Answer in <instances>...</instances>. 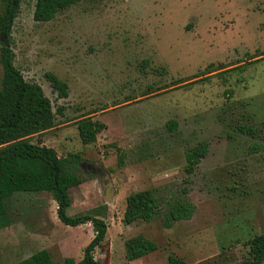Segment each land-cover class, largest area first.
Masks as SVG:
<instances>
[{
  "label": "rangeland",
  "instance_id": "374dc122",
  "mask_svg": "<svg viewBox=\"0 0 264 264\" xmlns=\"http://www.w3.org/2000/svg\"><path fill=\"white\" fill-rule=\"evenodd\" d=\"M35 1H20L0 43L51 101L53 126L30 141L82 156L67 213L105 220L94 257L104 264L247 257L248 239L264 232V150H248L252 142L264 146V0H81L48 21L34 20ZM47 73L66 83L65 97ZM85 116L105 124L90 144L78 136ZM169 121L176 127L168 129ZM202 142L207 152L189 173L185 154ZM146 188L156 189L161 209L168 199H188L192 216L169 227L161 213L124 224L127 195ZM6 205L2 264L41 248L53 264L77 261L93 237L89 222L63 224L48 192H15ZM136 234L157 249L127 260L124 241Z\"/></svg>",
  "mask_w": 264,
  "mask_h": 264
},
{
  "label": "trees",
  "instance_id": "16d2710c",
  "mask_svg": "<svg viewBox=\"0 0 264 264\" xmlns=\"http://www.w3.org/2000/svg\"><path fill=\"white\" fill-rule=\"evenodd\" d=\"M21 0H0V32L9 35L13 19L17 15ZM81 0H36L33 18L48 21L54 15ZM0 229L10 224L7 199L15 192H48L56 202L57 218L65 225L79 226L91 223L93 237L83 248L82 257L75 261L65 257V264H104L94 257V250L104 240L107 224L104 219L90 213L70 215L69 189L81 182L78 171L82 156L67 153L58 156L54 148L31 142L30 137L50 129L54 124V112L50 99L39 84L27 81L13 62V52L6 43H0ZM53 90L59 97L67 95V85L52 73H47ZM78 136L82 144L96 141L97 134L105 127L99 120L85 116L77 120ZM168 129L176 127L169 121ZM240 131L254 136V127L241 126ZM251 153L264 150V146L252 142L248 146ZM207 152V143L202 142L186 152V171L192 172ZM164 203V202H163ZM155 188H146L126 197L122 216L124 224L135 221H151L161 213L162 224L169 227L174 221L189 219L195 209L194 204L184 197L165 201L164 209ZM94 211V210H93ZM248 256L237 264H263L264 232L248 239ZM157 249L156 243L143 234H136L124 241L127 260H135ZM1 264V261H0ZM13 264H53L47 249L42 248ZM167 264H187L182 258L169 255Z\"/></svg>",
  "mask_w": 264,
  "mask_h": 264
},
{
  "label": "water",
  "instance_id": "95a60500",
  "mask_svg": "<svg viewBox=\"0 0 264 264\" xmlns=\"http://www.w3.org/2000/svg\"><path fill=\"white\" fill-rule=\"evenodd\" d=\"M4 40V34H0V42Z\"/></svg>",
  "mask_w": 264,
  "mask_h": 264
},
{
  "label": "crops",
  "instance_id": "0c3cea01",
  "mask_svg": "<svg viewBox=\"0 0 264 264\" xmlns=\"http://www.w3.org/2000/svg\"><path fill=\"white\" fill-rule=\"evenodd\" d=\"M54 201V203L56 204V202H55V200H53ZM42 249V248H41ZM46 249V248H45ZM48 250V249H47ZM48 252L50 253V255L52 256V254H51V252L48 250ZM30 256V255H29ZM28 257V256H27ZM65 258V257H64ZM1 261V260H0ZM17 262V261H16ZM15 263V262H14ZM2 264V263H1ZM11 264H13V263H11Z\"/></svg>",
  "mask_w": 264,
  "mask_h": 264
}]
</instances>
